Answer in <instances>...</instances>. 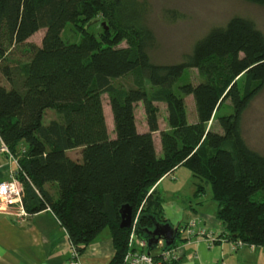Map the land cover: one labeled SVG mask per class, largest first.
<instances>
[{
	"label": "trees",
	"instance_id": "16d2710c",
	"mask_svg": "<svg viewBox=\"0 0 264 264\" xmlns=\"http://www.w3.org/2000/svg\"><path fill=\"white\" fill-rule=\"evenodd\" d=\"M241 1L264 8V0ZM149 8L142 0H0L1 63L9 49L45 31L40 47H28L22 68L0 64L6 81L0 85V140L17 157L27 215L49 210L79 256L109 228L115 250L109 264H123L131 229L120 228V210L128 206L140 230L151 229L152 220L166 224L154 187L184 167L210 186L225 239L264 248V155L247 146L241 130L245 112L264 89V35L253 21L234 17L196 41L178 63L155 64ZM77 20L100 21L107 31L101 25L99 40L83 33L77 44L63 42L65 27ZM186 70H196L202 81L180 85ZM128 75L135 76V88L113 85ZM103 94L109 98L113 137ZM189 96L197 116L192 123L186 114ZM226 101L230 112L217 117L218 132L209 124ZM159 102L166 105L162 131ZM140 103L145 133L135 122ZM46 111L57 116L44 125ZM74 150H80V162L67 156ZM46 184L56 185V200L43 190ZM203 193L198 186L196 196ZM138 229L136 235L146 239ZM176 241H182L179 234L172 247Z\"/></svg>",
	"mask_w": 264,
	"mask_h": 264
},
{
	"label": "rangeland",
	"instance_id": "374dc122",
	"mask_svg": "<svg viewBox=\"0 0 264 264\" xmlns=\"http://www.w3.org/2000/svg\"><path fill=\"white\" fill-rule=\"evenodd\" d=\"M149 5L148 24L153 31L156 38L155 49L150 52L151 61L155 64H173L178 63L182 56L190 53L193 45L196 41L204 37L211 29L216 27H222L228 23L234 17H242L253 21L256 27L264 35V8L250 5L241 0H142ZM100 20V18L96 19ZM100 21L89 23L81 20H77L68 24L62 35L61 39L65 43L77 44L82 38L83 33L93 35L97 40L100 39L104 33L101 27ZM44 30H40L35 34L27 44L20 46L19 48H11L5 54V62L0 64L9 65L11 67L22 68L28 59V47L36 46L40 47L41 40L44 36ZM112 35V34H111ZM124 47V43L120 45ZM201 78L196 70H186L180 80L181 84L197 85L201 82ZM136 78L134 75H128L122 79L113 82V85L121 90H128L135 88ZM0 84L5 85L6 81L0 74ZM142 87L151 94L149 86L145 82H141ZM238 86L241 88L243 85L242 78L237 81ZM7 86V85H6ZM103 113L106 121V127L108 135L113 137V119L109 107V98L107 94H103L101 97ZM186 114L189 123L196 122V110L192 96L185 98ZM158 114L159 131L166 130V105L163 102L156 104ZM231 105L229 101H226L219 111L214 115L212 123L209 126H215L217 117L230 112ZM43 118V124L47 125L55 116L53 111H46ZM53 114V115H51ZM143 106L138 104L135 109L136 125L138 131L144 128L143 124ZM215 131L219 132V129L215 126ZM242 136L247 146L255 152L264 155V89L263 91L252 101L249 108L245 112L241 123ZM156 152L160 154V142L159 135L153 136ZM182 176V183L185 185L184 191L175 196L174 202L189 203L193 207H197L195 202L197 198L193 197L192 188L189 187L186 174H190L187 169L180 168L175 175ZM172 176V175H171ZM168 178L167 182H176L174 177ZM186 176V177H185ZM191 176V175H189ZM171 179V180H170ZM199 182V180H197ZM165 185H169L165 182ZM205 188V194L201 197L203 210L210 213H215L216 204L211 199L210 186L202 185ZM191 192V193H190ZM183 195V197L181 196ZM186 201H184V197ZM182 197V198H181ZM157 250H153L151 253L155 254Z\"/></svg>",
	"mask_w": 264,
	"mask_h": 264
},
{
	"label": "crops",
	"instance_id": "0c3cea01",
	"mask_svg": "<svg viewBox=\"0 0 264 264\" xmlns=\"http://www.w3.org/2000/svg\"><path fill=\"white\" fill-rule=\"evenodd\" d=\"M142 115L144 128L139 132L145 133L147 127L144 114ZM54 117L53 119H56L55 115ZM3 146L0 140V182L12 178L22 190V196L20 205L11 207L8 212H0V264H68L70 252L67 233L49 210L31 216L27 215V217L17 216L20 213V207L26 212L25 199L27 196L24 191L26 188L21 179L17 157L14 158L3 151ZM19 148L21 151H25L26 146L20 144ZM66 154L74 161L80 162V150L68 151ZM180 168L172 173V176L170 175L176 182H167L170 176H166L154 187L162 201L164 220L177 229L184 228L195 221L197 229H205L216 235L223 233L224 225L217 218V204L212 197V201L216 204L215 213H210L203 210L202 206H198L202 204L201 197L203 195L197 197L196 190L203 183L198 182L190 171V174L185 176L186 185L188 184V189L193 187L192 193L193 197L197 198L195 202L197 207L190 204V199L187 200L189 203H182L183 195H181L180 203L179 201L174 202L175 196L180 195L185 187L182 183V176L175 175ZM165 182L169 185H165ZM28 188L38 194L32 185H28ZM42 188L55 200L57 199L58 191L55 184H46ZM203 194H205V188ZM184 198L186 201L187 197ZM181 240L184 242L180 258L174 264H264V248L247 246L237 251H231L228 243H219L213 248H208L206 243L200 242L195 237L187 240L181 237ZM182 241L180 242L182 243ZM180 242L178 241V243ZM155 250L157 251L153 255H158L161 252L158 247ZM114 255L112 234L110 229L106 228L85 248L84 253L80 255V263L109 264Z\"/></svg>",
	"mask_w": 264,
	"mask_h": 264
},
{
	"label": "built area",
	"instance_id": "2783aa9c",
	"mask_svg": "<svg viewBox=\"0 0 264 264\" xmlns=\"http://www.w3.org/2000/svg\"><path fill=\"white\" fill-rule=\"evenodd\" d=\"M3 151L8 154V149L3 146ZM10 155V154H9ZM170 176V175H169ZM22 190L19 188L17 182L10 178L7 181L0 182V212H8V210L16 205L21 204ZM17 216L27 217V213L20 207V213ZM136 223L137 218L133 220L131 227V234L128 241V249L123 258V264H174L180 258V251L182 250V244L178 243L174 247H171L168 251H164V244L160 240L157 243V247L161 249L158 255L148 253L147 239L139 238L136 235ZM196 222H191L184 228H179V236L184 239L195 237L200 242L207 244L208 248L219 243H228L231 251H237L240 248L247 247L242 241H227L224 234H215L205 229H197ZM178 242V241H176ZM252 248V247H250ZM70 259L68 264H81L80 256L76 250L69 244Z\"/></svg>",
	"mask_w": 264,
	"mask_h": 264
},
{
	"label": "water",
	"instance_id": "95a60500",
	"mask_svg": "<svg viewBox=\"0 0 264 264\" xmlns=\"http://www.w3.org/2000/svg\"><path fill=\"white\" fill-rule=\"evenodd\" d=\"M102 27L107 31V27L104 23L101 24ZM120 228L121 229H131L134 218H132L131 209L128 206H124L120 210ZM138 223V222H137ZM136 223V229H138ZM147 239V250L148 253L156 249L158 241H162L164 244V251H168L175 243V240L179 234L177 228H173L169 224H160L156 220H152L151 229H138Z\"/></svg>",
	"mask_w": 264,
	"mask_h": 264
}]
</instances>
